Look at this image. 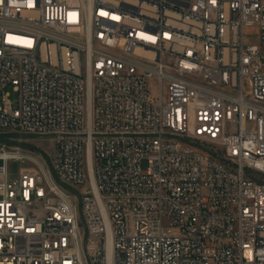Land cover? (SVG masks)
<instances>
[{"label": "built area", "instance_id": "1", "mask_svg": "<svg viewBox=\"0 0 264 264\" xmlns=\"http://www.w3.org/2000/svg\"><path fill=\"white\" fill-rule=\"evenodd\" d=\"M23 137L0 264H264V0H0Z\"/></svg>", "mask_w": 264, "mask_h": 264}, {"label": "rangeland", "instance_id": "2", "mask_svg": "<svg viewBox=\"0 0 264 264\" xmlns=\"http://www.w3.org/2000/svg\"><path fill=\"white\" fill-rule=\"evenodd\" d=\"M153 85H155V83H153ZM7 92L11 93V90L7 89ZM11 99L14 100L15 97L12 95ZM11 143L22 145L23 146L22 148H26V147L33 148L36 151L42 153L43 155H47V156L50 155L52 151L50 143H48L47 141L38 139V138L23 137L19 139H14V141L12 142H10V140H4L0 138V146L3 144L7 146H13L14 144H11ZM14 168H15L14 166L10 167L12 173L15 172ZM143 169H144V166H143Z\"/></svg>", "mask_w": 264, "mask_h": 264}, {"label": "water", "instance_id": "3", "mask_svg": "<svg viewBox=\"0 0 264 264\" xmlns=\"http://www.w3.org/2000/svg\"><path fill=\"white\" fill-rule=\"evenodd\" d=\"M3 138H4V139H7V138H9V136H4Z\"/></svg>", "mask_w": 264, "mask_h": 264}]
</instances>
